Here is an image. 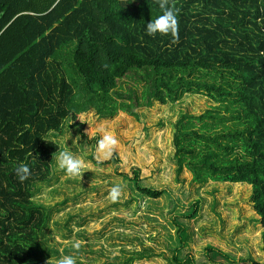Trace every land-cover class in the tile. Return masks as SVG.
Here are the masks:
<instances>
[{
    "label": "trees",
    "instance_id": "16d2710c",
    "mask_svg": "<svg viewBox=\"0 0 264 264\" xmlns=\"http://www.w3.org/2000/svg\"><path fill=\"white\" fill-rule=\"evenodd\" d=\"M166 6L178 20L175 37L146 33L163 14L158 0H0V264H55L43 244L51 211L33 200L60 150L49 135L77 128L95 167L116 164V176L158 199L165 190L141 186L161 158L137 153L146 129L139 111L185 96H201L207 108L171 123L177 175L250 186L264 226V0ZM21 164L30 170L24 182ZM198 203L173 216L181 247L187 232L177 220L193 219ZM261 240L264 253V232ZM179 251L171 264H194ZM204 253L206 264H264L210 245Z\"/></svg>",
    "mask_w": 264,
    "mask_h": 264
},
{
    "label": "rangeland",
    "instance_id": "374dc122",
    "mask_svg": "<svg viewBox=\"0 0 264 264\" xmlns=\"http://www.w3.org/2000/svg\"><path fill=\"white\" fill-rule=\"evenodd\" d=\"M66 63L63 59L70 78ZM206 106L201 96H185L167 107L157 109L155 104L139 111L146 129L137 153L146 161L152 152L161 158L157 170L141 186L165 190L158 199L142 196L131 182L116 176V164L95 167L90 161L92 145L77 128L65 126L61 136L49 135L60 146L59 152L71 151L86 163L80 175H69L57 167L58 152L53 157L52 180L35 189L34 202L52 215L43 238L44 246L51 250L50 260L72 255L76 264H171L174 251L179 249L178 258L190 256L194 264H206L204 251L210 245L236 260L252 258L262 263L264 226L253 210L251 187L195 184L185 169L177 175L171 123L185 113L200 115ZM90 131L97 134L92 128ZM117 185L120 195L113 199L111 190ZM195 201L199 202L196 216L177 220L187 232V242L181 247L173 216L190 212ZM139 254L143 259H137Z\"/></svg>",
    "mask_w": 264,
    "mask_h": 264
},
{
    "label": "clouds",
    "instance_id": "9594fccd",
    "mask_svg": "<svg viewBox=\"0 0 264 264\" xmlns=\"http://www.w3.org/2000/svg\"><path fill=\"white\" fill-rule=\"evenodd\" d=\"M158 3L163 10V14L157 16L154 20L151 19L145 25L146 33L149 36H155L157 33L162 35L171 33L174 37L177 36L178 20L174 10L166 6L167 0H158ZM55 159L57 167L72 176L80 175L81 170L86 167L84 160L68 150L59 152ZM29 171V167L26 164L17 166L15 172L20 182H24L29 178ZM120 191L119 185L114 186L111 190L112 198H117L120 195ZM55 264H76V259L72 255H64L56 259Z\"/></svg>",
    "mask_w": 264,
    "mask_h": 264
}]
</instances>
